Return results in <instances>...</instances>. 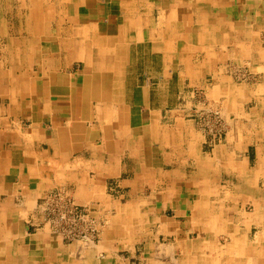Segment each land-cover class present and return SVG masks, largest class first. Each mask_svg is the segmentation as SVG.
Masks as SVG:
<instances>
[{"label": "crops", "instance_id": "obj_1", "mask_svg": "<svg viewBox=\"0 0 264 264\" xmlns=\"http://www.w3.org/2000/svg\"><path fill=\"white\" fill-rule=\"evenodd\" d=\"M89 1L0 0V264H264V0Z\"/></svg>", "mask_w": 264, "mask_h": 264}, {"label": "rangeland", "instance_id": "obj_2", "mask_svg": "<svg viewBox=\"0 0 264 264\" xmlns=\"http://www.w3.org/2000/svg\"><path fill=\"white\" fill-rule=\"evenodd\" d=\"M233 76L237 82H242L243 80L250 78V76H252V74L241 73V72L239 73L238 72V73L234 74ZM247 92L248 91H246L245 95H247ZM193 93H194L193 98H195V102H197V104H201V106L199 105L200 111L198 112V117H195V118H198V121L200 122V112H201V114H203V116H204V118H202L204 120L203 124L206 127H208L207 128L208 131L212 132V133L208 134L209 135L208 145L216 143L213 141L214 138H216L215 140H218V141L220 140L219 142H221L225 138L224 128L221 130V129H218L216 127H213L216 125L215 123H217L216 126H219V125L225 126V123L223 122L224 120L222 119V116L220 114L221 108L219 106H213V105L209 104L208 101H205V100H210V99L203 89L200 88L199 90H195V92H193ZM253 96H256V94H254ZM249 97H251V96L249 95ZM253 104L254 103L250 104V107H252ZM208 116L212 120H210Z\"/></svg>", "mask_w": 264, "mask_h": 264}, {"label": "built area", "instance_id": "obj_3", "mask_svg": "<svg viewBox=\"0 0 264 264\" xmlns=\"http://www.w3.org/2000/svg\"><path fill=\"white\" fill-rule=\"evenodd\" d=\"M64 204H66V203L61 204L60 208L58 207L59 208V211H58V220L60 221L59 223L60 224H63V222H66L67 221V223H68L69 221H71L73 223L71 225L72 228H75V223H76V226L78 228L79 222L80 221H85L84 217L88 216L87 213L81 212L79 208L76 209V210H71V207L74 206L73 204H70L69 206H67L68 208H66V210H63L61 207ZM69 225L70 224L68 223V226ZM62 227L65 229L64 226H62Z\"/></svg>", "mask_w": 264, "mask_h": 264}, {"label": "bare ground", "instance_id": "obj_4", "mask_svg": "<svg viewBox=\"0 0 264 264\" xmlns=\"http://www.w3.org/2000/svg\"><path fill=\"white\" fill-rule=\"evenodd\" d=\"M73 1V0H72ZM89 1V0H88ZM32 2V1H31ZM90 2V1H89ZM27 3V2H26ZM88 3V2H87ZM37 6H38V4H37ZM1 7V6H0ZM80 7V6H79ZM87 7H88V5H87ZM177 7V6H176ZM79 11V10H78ZM23 12V11H22ZM42 12V11H41ZM68 12V11H67ZM69 15V14H68ZM43 21V20H42ZM48 23V22H47ZM47 25V24H46ZM224 25V24H223ZM45 27H47V26H45ZM240 29V28H239ZM44 30V29H43ZM46 30V29H45ZM47 31V30H46ZM221 114V113H220ZM222 116V115H221ZM233 117V116H232ZM227 118V117H226ZM227 121H229V119L227 120ZM13 122V121H12ZM230 123V122H229ZM229 137V136H228ZM168 171V170H167ZM222 175V174H221ZM220 181V180H219ZM225 183V182H224ZM163 186V185H162ZM182 186V185H181ZM180 187V186H179ZM225 189V188H224ZM226 190V189H225ZM224 191V190H223ZM181 192V191H180ZM192 200V199H191ZM100 218V217H99ZM83 230V229H82ZM155 240H156V238H155ZM248 241V240H247ZM169 250H171V249H169ZM260 252H261V250H260ZM168 253V252H167ZM180 253V252H179ZM165 254H166V251H165ZM258 255V254H257ZM256 256V255H255ZM144 258V257H143ZM158 260V259H157ZM157 260H155V261H157ZM165 261V260H164ZM161 262V261H160ZM99 263V262H98ZM97 264V263H96Z\"/></svg>", "mask_w": 264, "mask_h": 264}]
</instances>
